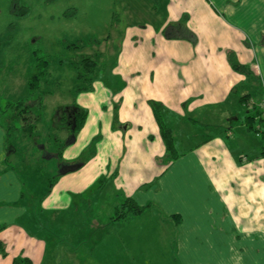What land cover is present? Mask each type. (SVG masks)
I'll list each match as a JSON object with an SVG mask.
<instances>
[{"label": "crops", "instance_id": "1", "mask_svg": "<svg viewBox=\"0 0 264 264\" xmlns=\"http://www.w3.org/2000/svg\"><path fill=\"white\" fill-rule=\"evenodd\" d=\"M157 1H164L161 14L168 21L145 37L153 45L140 76L126 75L120 84L118 130L105 106H96L94 119L89 115L91 105L107 96L98 92L104 80L95 73L90 90L76 91L86 86L76 80L80 64L71 79L73 102L51 119L58 149L50 153L43 145L51 163L45 165L42 151L33 152L32 142L22 155L19 139L10 143L7 137L17 127L0 124V264H264V144L245 121L264 92V0H154L151 9ZM182 13L190 17L195 47L178 26H168ZM125 50L140 63L129 38ZM230 57L249 75L234 71ZM149 102L164 110L172 158ZM64 108L74 111V119L85 112L74 146H67L68 128L57 120ZM91 122L95 133L102 130L99 152L59 175ZM41 164L56 180L38 201L23 203L22 169L45 174ZM30 179L35 198L39 180ZM103 196L115 198L108 209ZM125 200L141 212L115 219ZM87 211L90 216H81ZM101 240V250L90 245Z\"/></svg>", "mask_w": 264, "mask_h": 264}, {"label": "rangeland", "instance_id": "2", "mask_svg": "<svg viewBox=\"0 0 264 264\" xmlns=\"http://www.w3.org/2000/svg\"><path fill=\"white\" fill-rule=\"evenodd\" d=\"M157 2L156 9H151L154 0H0V108L6 110L1 113L0 109V124L17 127L16 130L10 131L9 139L10 143L19 139L18 142L23 145L22 155L26 154L25 146L30 142L34 144L33 152L36 154H42L40 147L43 145H46L50 153L58 149L57 142L53 140L56 132L52 129L51 119L58 107L73 102L75 93L71 90V79L81 59L85 57L96 62L95 76L104 80L97 90H102L109 100V103L106 100L91 105L89 115L94 119L97 116L96 106H105L103 111L114 118L113 129L118 130L120 124L117 116L120 104L116 97L121 91L120 84L126 75L135 73L136 77L140 76L141 64L147 61L153 45H147L149 40L145 37L151 32L155 33L168 21V16L161 14L164 1ZM189 21L190 17L182 13L177 19L169 21L172 23L168 26H178L183 30L181 33L186 36L185 39L195 47V34L188 29ZM127 38L132 48H139L140 53L137 56L141 58L140 63L126 55ZM121 58L123 60L120 63ZM144 69L145 66L142 67V70ZM39 72L42 75L39 74L38 88L31 95L24 82ZM140 99L143 98L140 97L139 101ZM39 101L46 109L36 108ZM17 102L30 106V110L22 117L17 115L15 120H8L13 117V110L5 106ZM76 103L77 101L74 102ZM163 113L164 110L161 112L164 121ZM242 120L243 115L240 114L238 122L241 123ZM89 124L90 127L85 131V137L83 136L85 142L73 147L76 156L74 160L64 161V166L81 164L99 152L103 138L102 130L99 129L95 133V124ZM201 130L202 128L199 129ZM193 131H198V128H193ZM77 134L78 132L75 133ZM61 135L59 133L57 136ZM260 140L262 141L261 138ZM71 145H75L74 141L67 143V146ZM175 148L181 150L182 147L175 144ZM50 153L46 152V156H41L43 160H47L45 165L53 161L50 159ZM41 165L44 169L43 164ZM22 170L26 174L21 176L23 203L26 204H29L31 199L38 198V201L48 190L47 184L56 180L55 174L50 175L45 169V174L39 170L34 174L31 171L27 173L26 168ZM56 172L58 173V170ZM91 172L94 176L99 175L97 167H93ZM29 175L39 180L40 189L35 198L32 197L34 183ZM97 186L94 182V197L98 195ZM86 197H89V194ZM77 199L84 201L85 197ZM103 199L105 208L107 205L111 206L115 200L114 197L108 196H103ZM81 216H90V211L82 212ZM109 244L110 248L114 247L112 241ZM90 245H93L95 250H101L104 241Z\"/></svg>", "mask_w": 264, "mask_h": 264}, {"label": "trees", "instance_id": "3", "mask_svg": "<svg viewBox=\"0 0 264 264\" xmlns=\"http://www.w3.org/2000/svg\"><path fill=\"white\" fill-rule=\"evenodd\" d=\"M230 65L231 68L241 74H246L249 75V73L247 72V70L245 69V67L239 65L238 63H235V61L233 60V58L230 57ZM96 70V63L93 59L90 58H83L80 61V65L77 69V77L76 80H80L82 82H86V86H84L83 88H77V92L80 91H88L91 89V83L93 81L92 76L95 73ZM42 75L40 72L34 76H31L29 78L28 81V88L30 90V94L32 95V92L35 91L38 88L39 85V81H40V75ZM152 111L154 113V116L156 118V121L159 125L160 131H161V135H162V139L164 141L166 150L168 151L170 157H174V152L172 149V138H171V132L169 129L165 128L164 125L161 122V112H162V106L158 103H151L150 104ZM5 107H11L13 110L12 116L9 119L15 120L17 118V115H21V117L26 114L27 112H29L30 110V106L27 105H23V102H17L14 105L11 104H7ZM1 109V108H0ZM6 110H2L1 109V113H4ZM253 114L250 115L249 117L248 114L250 112H247V116H246V125L249 127L248 129L252 130L253 132L256 131L255 126L251 125L250 123H253L254 121H256L257 123L259 122L260 125V112L258 111L257 107H253ZM84 118H85V112L80 110V113L75 117L74 119V124H75V129L72 132L70 129H68L69 134L72 133H76L82 126L83 122H84ZM72 125V123H71ZM32 127V126H29ZM261 127H263V125H261ZM27 129V128H26ZM14 130V129H13ZM30 130V128L28 129V131ZM11 129L7 130V137H9V133H10ZM262 142L264 144V132L262 134ZM264 147V145H263ZM59 156V154H58ZM51 186V184H49ZM141 211L134 205V203L131 200H125L120 206H118L116 208V214H115V219H120L125 218L128 214H132V215H138ZM21 262H24L23 260H14L13 264H20Z\"/></svg>", "mask_w": 264, "mask_h": 264}, {"label": "flooded vegetation", "instance_id": "4", "mask_svg": "<svg viewBox=\"0 0 264 264\" xmlns=\"http://www.w3.org/2000/svg\"><path fill=\"white\" fill-rule=\"evenodd\" d=\"M74 111L73 110H68L66 108H64L62 110V114H59L57 116V120L59 123L61 124H64L65 126H67L68 129H71L73 125H71V123H73V120H74ZM70 135L68 136V140L70 138ZM42 152L45 154L44 156H46L47 154L44 152V149L42 150ZM62 166V164L58 167V172H59V169L60 167Z\"/></svg>", "mask_w": 264, "mask_h": 264}, {"label": "built area", "instance_id": "5", "mask_svg": "<svg viewBox=\"0 0 264 264\" xmlns=\"http://www.w3.org/2000/svg\"><path fill=\"white\" fill-rule=\"evenodd\" d=\"M257 109L260 112V125L257 126L256 131L254 132L255 137L261 138L264 132V92L259 102L257 103ZM263 125V127H261Z\"/></svg>", "mask_w": 264, "mask_h": 264}, {"label": "water", "instance_id": "6", "mask_svg": "<svg viewBox=\"0 0 264 264\" xmlns=\"http://www.w3.org/2000/svg\"><path fill=\"white\" fill-rule=\"evenodd\" d=\"M74 129H75V124H73V126H72V128L70 130L73 132ZM72 141H74V134L73 133L70 135V138H69V140H67L66 144L67 143H70ZM40 150H43V146L40 147ZM80 166H81V164H74V165H69V166L62 165L60 167V169H59L58 174L59 175H65L67 173L74 172L75 170H77L78 168H80Z\"/></svg>", "mask_w": 264, "mask_h": 264}]
</instances>
